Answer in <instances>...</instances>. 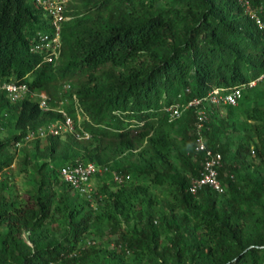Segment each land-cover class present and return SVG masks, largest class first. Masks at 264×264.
I'll list each match as a JSON object with an SVG mask.
<instances>
[{
	"label": "trees",
	"instance_id": "1",
	"mask_svg": "<svg viewBox=\"0 0 264 264\" xmlns=\"http://www.w3.org/2000/svg\"><path fill=\"white\" fill-rule=\"evenodd\" d=\"M249 4L264 21V0ZM65 16L53 66L29 53L28 38L46 27L43 11L34 0H0V81L44 93L53 107L69 83L68 99L74 94L82 110L76 132L89 135L36 138L23 149L37 185L19 201L0 183V264H264V81L242 97L258 96L243 110L231 164V143H216L227 124L210 118L217 108L207 111L204 139L222 156L223 195L188 193L204 160L195 152V114L173 123L165 115L174 103L230 91L264 73V33L244 8L236 0H70ZM65 108L75 121L71 103ZM224 108L231 114L236 107ZM2 113L14 114L16 134L0 140V174L14 166L9 149L28 130L61 118L30 96L10 103L0 94V126ZM75 160L116 165L115 173L130 177L114 189L97 188L91 222L87 198L47 171L50 163ZM58 180L66 189L55 194L48 187ZM89 228H108L115 247H81Z\"/></svg>",
	"mask_w": 264,
	"mask_h": 264
},
{
	"label": "built area",
	"instance_id": "2",
	"mask_svg": "<svg viewBox=\"0 0 264 264\" xmlns=\"http://www.w3.org/2000/svg\"><path fill=\"white\" fill-rule=\"evenodd\" d=\"M69 1L34 0L36 6L43 11L46 27L43 30L36 31L28 38V47L29 53L38 56L42 63L55 66L59 60L62 45L61 30L63 24L68 21L65 13ZM236 1L244 8L245 14L254 22L257 29L264 33V21L251 9L249 0ZM263 81L264 73L257 79L236 86L230 91L214 88L204 99H192L187 102L180 101L165 109L166 119L169 123L178 121L189 110H192L195 114V124L193 127V135L196 139L195 152L202 154L204 160L201 163V170L198 176L192 178L190 181L187 190L190 195L196 196L204 188L213 191L217 195L225 193V189L218 177V171L222 167V156L220 153L209 149L205 144L204 124L208 120L207 111L212 108L226 106L237 107L244 93L255 88ZM70 90L71 85L64 83L61 87L63 99L57 107H53L52 102L44 93L30 92L25 84H17L13 81H0V94L5 95L10 103L20 102L27 96H30L38 104L41 111L53 110L61 115L60 119L52 121L41 128L28 130L22 142L30 143L36 138L41 139L48 136H62L66 134L73 135L77 139L89 138L87 133L83 132L79 134L76 132V127H79L81 123L82 110L74 94H70V98L68 99ZM68 102L71 103L74 109L75 121L72 118L73 115L69 114L65 108ZM109 172L108 167H101L92 162L75 160L70 164L63 165L59 169V179L73 192L85 195L90 187V180L94 176ZM112 178L116 185H121L130 179L129 176L118 175L115 172H112ZM90 245V242H88L87 247Z\"/></svg>",
	"mask_w": 264,
	"mask_h": 264
},
{
	"label": "rangeland",
	"instance_id": "3",
	"mask_svg": "<svg viewBox=\"0 0 264 264\" xmlns=\"http://www.w3.org/2000/svg\"><path fill=\"white\" fill-rule=\"evenodd\" d=\"M257 98H258L257 93L255 94L249 93L248 96L240 102V104L235 108V111L232 112L231 114H229V112H227V110H225V108L223 107L215 109L214 113L216 114L214 115L210 114V118L212 117L213 120L215 119V123H214L215 125L218 122H220L219 119L220 120L223 119L222 123L227 124V126L223 128L222 132H218L219 136L216 137V143H218L219 145L224 144L226 141L227 143L228 141L231 143L230 152L227 157L228 164L233 163L234 149L237 146L240 139L242 138V133L245 129L243 110L244 108L250 106L254 101H256ZM13 118H14V114H9V113L1 114L0 140L8 141L16 134L13 128ZM28 146H29L28 143H24V142H20L18 145L13 144L9 149V153H11L15 158L14 166L11 167L10 169H7L2 174H0V183H5L8 192L11 193L19 201L21 200L24 191L32 187H36L37 185L35 183V175L33 172V168L31 167L30 164L25 165L22 161L24 155L23 149ZM59 168L60 167H58V165L54 163H50L48 167L49 170L47 171L48 173H50L51 170H54L55 173L57 171L56 175L58 174L59 176ZM116 168L117 167L115 165L111 168L113 170H110L108 175L100 174L94 176L90 180V187L87 193L82 196L84 198H87V202L89 204L88 207L86 208L89 222H91L94 218L93 211L96 208H98L97 198L99 195L97 194V192L99 187L101 185H107L109 189L115 188L116 184L113 182L112 172H114ZM230 173L226 171L223 175V178H227L228 175H230ZM60 183L61 182L59 180L58 183L56 184L52 185L50 183V187L48 188H51V190L55 194L62 193L66 189V187L64 185H61ZM141 183L146 187H148L149 191H151L152 193H156V194L158 193L159 197L161 195L164 196V194H162L163 190L158 188L157 186H153L145 181H142ZM57 237L60 238L59 236ZM24 239L27 240V234L24 235ZM117 239H118L117 235L112 234L108 228H104V230L102 231L89 228L88 231L83 236V242L80 243L79 245H81V247H86L87 243L90 242V244L96 248L111 249L115 247V241H117Z\"/></svg>",
	"mask_w": 264,
	"mask_h": 264
},
{
	"label": "crops",
	"instance_id": "4",
	"mask_svg": "<svg viewBox=\"0 0 264 264\" xmlns=\"http://www.w3.org/2000/svg\"><path fill=\"white\" fill-rule=\"evenodd\" d=\"M224 108V107H223ZM226 110V109H225ZM214 111H215V109H214ZM235 111V110H234Z\"/></svg>",
	"mask_w": 264,
	"mask_h": 264
}]
</instances>
